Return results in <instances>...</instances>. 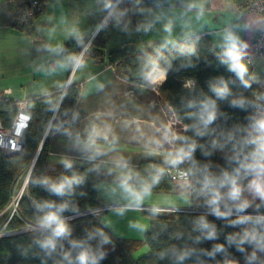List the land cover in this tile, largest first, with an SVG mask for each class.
<instances>
[{"label":"trees","instance_id":"1","mask_svg":"<svg viewBox=\"0 0 264 264\" xmlns=\"http://www.w3.org/2000/svg\"><path fill=\"white\" fill-rule=\"evenodd\" d=\"M234 1L239 5L247 3V0ZM32 26L22 30L33 34ZM103 30L100 28L84 51L98 60L103 59ZM86 40L83 37L67 42L62 53L72 51L76 56L85 47ZM107 60L110 64L125 66L127 78L137 84L148 82L142 70L149 60H156L165 71V79L158 87L160 96L186 125L176 132L174 149L179 153L181 149L187 151L192 143L196 145L191 156L179 162L191 175L192 210L148 211L150 227L143 239L115 237L101 222L102 212L99 215L89 212L102 205L97 197L95 170L48 162L50 134L66 124L80 88L69 86L61 100L60 92L29 98L22 107L0 98V121L5 128L13 126L19 111L30 115L20 139V150L10 155L0 154V210L11 203L18 183L28 177L16 211L4 227L8 233L0 236V264H78L76 258L84 250L93 258L89 264H264V199L245 196L253 174L241 167L251 162V154L257 147L246 130L253 95L258 89L249 72L245 79L250 86L245 87L230 69L224 52L217 50L204 35L189 37L173 46L154 44L143 51L121 46L108 53ZM221 82L229 88V94L223 99L213 91ZM59 100L51 128L42 143ZM207 101H215L217 115L205 127L201 111ZM166 168L167 165L158 161L140 163L133 187L151 185L150 191L176 190L179 182L166 176ZM226 173L240 186L239 199L229 196L230 183L221 185ZM74 176L80 182L62 195L56 194L48 181L62 182ZM155 177L158 181L153 183ZM206 180L213 181L209 188H205ZM212 188L221 194L218 205L209 203ZM245 202L247 206L240 209L238 206ZM48 204L54 206L51 210L64 205L61 218L72 217L63 220L68 234L57 239L55 249L41 247L51 232L39 224L40 218L50 210ZM217 206L220 215L215 211ZM244 217L247 219H241ZM202 221L208 224L207 228L202 227ZM29 226L34 227L28 229ZM210 232L214 234L210 236ZM144 244L149 252L133 259L132 253Z\"/></svg>","mask_w":264,"mask_h":264},{"label":"crops","instance_id":"2","mask_svg":"<svg viewBox=\"0 0 264 264\" xmlns=\"http://www.w3.org/2000/svg\"><path fill=\"white\" fill-rule=\"evenodd\" d=\"M116 1L111 0V7L106 9L109 0H41L43 10L31 27L33 34H29L11 25L13 3L0 0V98L27 102L29 98L53 92L65 93L71 85L80 88L66 124L51 134L48 162L93 168L97 197L102 205L109 206L101 213V222L117 238L141 240L150 227L148 211L192 208V182H179L173 191H150L139 204L124 188L126 182L134 191H142V186L133 187V184L144 161H158L167 166L178 164L174 163L178 153L173 144L176 132L186 125L172 115L171 106L160 96L158 87L165 78L138 84L146 90L139 98L131 90L137 83L118 72L116 64L105 62L103 66L104 57L98 60L84 52V46H90L101 20ZM164 3L168 12L179 10L176 17H169V25L176 33L175 44L204 35L214 46V40H220L221 48H215L225 52L224 37L231 32L246 45L243 62L248 65L251 81L256 85L261 83L264 62L258 59L250 65L246 61L262 21L258 13L234 0H166ZM183 8L201 16L205 11L221 13L212 18L214 26L204 28L202 19L198 21L195 15L181 13ZM83 37L87 40L76 56L72 51L62 53L67 42ZM76 60L81 61L80 66ZM48 181L52 185L61 183ZM250 190L249 183L246 197L264 199ZM10 211V204L0 210V229ZM148 252L144 244L132 257L136 260Z\"/></svg>","mask_w":264,"mask_h":264},{"label":"clouds","instance_id":"3","mask_svg":"<svg viewBox=\"0 0 264 264\" xmlns=\"http://www.w3.org/2000/svg\"><path fill=\"white\" fill-rule=\"evenodd\" d=\"M106 7H111V0L105 5ZM165 31H171L170 25L165 27ZM225 40V52L224 55L227 58V63H229V67L231 70L235 71L238 77L243 81L245 87L250 86L249 81L245 79V74L247 73V66L243 63V48L246 45H242L239 38L234 35L233 33L229 32L224 37ZM76 65L80 66L81 61L76 60ZM142 74L146 80L150 82H155L156 80H161L165 78V71L160 68L158 62L156 60H149L148 63L145 64ZM216 96L218 98H225L229 94V88L226 83L221 82L220 85L215 86L213 88ZM216 104L215 101H207L203 104L202 111H201V120L206 127L208 124L212 123L216 119ZM256 129L259 133V136L256 138L254 143L257 144L255 151L251 154V162L244 163L241 165L246 171L252 173L254 175V179L250 182V187H252L257 194L264 197V118H261L256 121ZM199 135H203L202 131L198 130ZM196 145L192 143L188 146L187 151L181 149L177 154L176 160L174 163H179L183 159L190 157L192 152L194 151ZM66 167H71L70 163L65 162ZM158 181V177L153 179V183ZM78 177L72 178H64V180L56 185H53V191L56 194L62 195L66 190H70L73 184L79 183ZM213 181L206 180L205 188H209ZM224 183H230L231 189L229 191V196L233 199H239L241 188L237 184L235 178H229L227 173L225 174V179L221 181V185ZM150 187L151 185H145L140 192H136L130 187H128L127 183L125 182L124 188L126 191L132 194L135 199V202L139 204L144 196L150 194ZM213 195L209 201L212 205H218V201L221 198V194L215 188L211 189ZM247 206V203H241L238 207L243 209ZM47 207L50 209L49 211L45 212L44 215L40 218L39 224L41 227L45 229H50V235L45 238L41 242V247L46 249H55L57 244V239L65 237L68 234V228L64 223L63 219L60 216V213L64 210L65 206L61 205L55 210L53 209V205L48 204ZM215 211L218 215L221 213L219 212L218 206L216 207ZM241 219H247L246 217ZM202 227L207 228L208 224L202 221ZM214 233H209V235H213ZM255 238V237H253ZM78 264H89V260L93 259L89 256L87 250L81 251L77 256ZM183 259V257H181Z\"/></svg>","mask_w":264,"mask_h":264},{"label":"rangeland","instance_id":"4","mask_svg":"<svg viewBox=\"0 0 264 264\" xmlns=\"http://www.w3.org/2000/svg\"><path fill=\"white\" fill-rule=\"evenodd\" d=\"M164 2H166V0H117L114 3L112 10L101 20L100 25V28L103 27L104 29L101 37L105 38L104 45L101 48L104 57V61L101 62L103 66H105V62H108V53L121 46L132 48L137 51H143L151 49L154 44L159 47H167L173 46L176 43L174 38L176 33H173V29H171L170 32L165 31V27L170 24L169 17H176L179 10L170 9L168 12L167 6L164 5ZM107 8L108 7H106V9ZM181 13L185 15H195L198 21L202 19L204 28H210L214 26L212 18L219 15L221 12L217 11L216 13H210L205 11L203 16H201V14L195 11L183 8ZM39 15L40 13L37 16ZM214 43L216 48H221L222 43L220 40H214ZM87 57L88 56H86V58ZM257 60L258 59H256V61ZM243 63L245 64V62ZM245 65L248 68V65ZM117 71L126 73L127 69L123 65H118ZM131 90L135 91L139 98L141 92H146V90L141 89L138 84L136 87L132 86ZM23 185L24 182L21 180L18 183L16 194L21 191ZM252 190L254 189L251 187L250 192Z\"/></svg>","mask_w":264,"mask_h":264},{"label":"built area","instance_id":"5","mask_svg":"<svg viewBox=\"0 0 264 264\" xmlns=\"http://www.w3.org/2000/svg\"><path fill=\"white\" fill-rule=\"evenodd\" d=\"M13 3L12 12V22L11 25L17 29H22L24 27L32 26L39 13L43 10V5L41 0H8ZM246 7L252 12L258 13L261 18V24L257 30L256 36L252 43V49L250 54L246 57L248 64L252 65L256 59H260L264 62V0H247ZM85 46L84 50H86ZM64 92L61 94V97ZM254 104L250 110L249 119L247 122L246 130L248 134L256 140L259 133L256 129V121L264 118V79L258 85L257 91L253 95ZM19 106H24L26 102L24 101H14ZM174 116V114H172ZM30 121V115L26 111H19L13 126L8 129L5 128L3 123L0 121V153L6 155L13 154L20 150L21 143L20 139L28 126ZM166 176L175 182H190L191 175L186 168L178 164L169 165L166 168ZM26 184V179L24 181L23 188L21 191L13 196L10 203V215L4 222L3 227L0 229V236L7 234L4 227L6 226L11 215L16 211L21 194L24 191ZM109 206L101 205L89 212L99 215ZM71 217H62L66 220ZM34 226H29L28 229Z\"/></svg>","mask_w":264,"mask_h":264},{"label":"water","instance_id":"6","mask_svg":"<svg viewBox=\"0 0 264 264\" xmlns=\"http://www.w3.org/2000/svg\"><path fill=\"white\" fill-rule=\"evenodd\" d=\"M61 98H62V97H60V100H61ZM60 100H59L58 105H57V107H56L55 113H54V115L52 116V119H51V121H50V123H49V125H48V127H47V130H46V132H45V135H44V138H43L42 143L44 142V140L46 139V137H47V135H48V133H49V130H50V128H51V123H52V121H53V119H54V117H55V114H56L57 110H58V107H59V104H60ZM38 152H39V151H38ZM37 155H38V153L36 154V156H35V158H34V160H33V162H32V166H31V169H30V171H29V174H30V172H31V170H32V167H33L35 161H36ZM29 174H28V176H29ZM27 179H28V177L26 178V183H27ZM183 210H188V211H190V210H192V209H183ZM71 218H72V217H71Z\"/></svg>","mask_w":264,"mask_h":264}]
</instances>
